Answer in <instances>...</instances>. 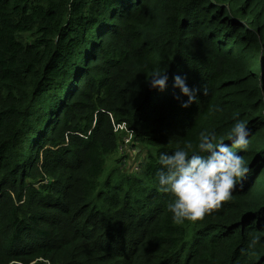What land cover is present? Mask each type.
<instances>
[{"label":"trees","instance_id":"trees-1","mask_svg":"<svg viewBox=\"0 0 264 264\" xmlns=\"http://www.w3.org/2000/svg\"><path fill=\"white\" fill-rule=\"evenodd\" d=\"M234 118L249 174L175 223L159 153ZM127 137L138 170L100 182ZM0 264H264V0H0Z\"/></svg>","mask_w":264,"mask_h":264},{"label":"clouds","instance_id":"clouds-1","mask_svg":"<svg viewBox=\"0 0 264 264\" xmlns=\"http://www.w3.org/2000/svg\"><path fill=\"white\" fill-rule=\"evenodd\" d=\"M167 80L166 71L157 70L149 75L148 82L150 87L163 90ZM173 87H178L181 94L187 96L182 107L197 99V90L190 89L185 78L174 76ZM249 135L247 121L235 119L226 134L228 144L218 141L215 132L202 131L195 145L192 140H186L172 152L159 153L160 167L155 179L158 190L170 196L167 209L175 223L203 219L221 208L222 202L232 199L237 185L250 172L248 163L234 149L247 150ZM260 239L254 237L252 244L259 243Z\"/></svg>","mask_w":264,"mask_h":264},{"label":"rangeland","instance_id":"rangeland-1","mask_svg":"<svg viewBox=\"0 0 264 264\" xmlns=\"http://www.w3.org/2000/svg\"><path fill=\"white\" fill-rule=\"evenodd\" d=\"M120 126L121 127H119V130L123 128V125ZM131 145V137L125 138L120 150V155L122 154V157L119 162H116V159L119 156L118 155L115 157V155L117 154H114L113 156L107 158L104 172L98 178L100 182H103L106 179L107 175H109L111 172L113 175L118 176L123 172L127 173L138 170L137 164L140 159L143 158L144 151L141 144L140 146L137 145V147Z\"/></svg>","mask_w":264,"mask_h":264},{"label":"built area","instance_id":"built-area-1","mask_svg":"<svg viewBox=\"0 0 264 264\" xmlns=\"http://www.w3.org/2000/svg\"><path fill=\"white\" fill-rule=\"evenodd\" d=\"M118 127H121V126H118Z\"/></svg>","mask_w":264,"mask_h":264}]
</instances>
